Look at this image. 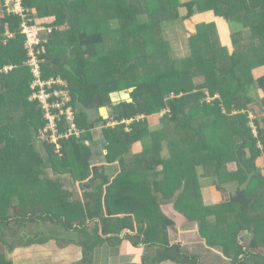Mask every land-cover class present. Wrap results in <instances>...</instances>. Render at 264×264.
<instances>
[{
    "label": "trees",
    "instance_id": "trees-1",
    "mask_svg": "<svg viewBox=\"0 0 264 264\" xmlns=\"http://www.w3.org/2000/svg\"><path fill=\"white\" fill-rule=\"evenodd\" d=\"M17 1L11 0L8 4L7 0H0V202L5 203L8 197L19 199L20 195H8V191L16 186L15 177L22 174L23 167H34L33 178L40 181L46 174L45 169L56 162L54 159L63 160L69 151L76 160L81 181L88 178L89 181L88 187L84 185L82 203L73 199L65 203V197L56 193L55 186L45 192L25 194L28 210L18 203L11 207L9 217L0 218V245L7 246L9 236L17 232V237H11L12 246H8L11 249L16 245H42L55 239L62 245L79 246L82 264H89L96 250L105 245L122 246L123 252L137 255L139 247H146L148 254L140 255L130 264H204L182 242L170 240L169 229L176 225L173 220L161 214L154 218V209L144 205L147 209L143 212L150 214L152 222L146 228L136 220L141 212L129 210L133 207L130 199L123 200L121 192V196L116 192L125 183L120 179L125 172L131 177L140 172L153 174L158 166L165 164V160L156 158L160 157L158 154L166 142L163 135L170 133L171 138L181 134L184 141L189 139V148H181L176 138L167 147L172 148L179 172L187 168L182 165L185 156L189 169L183 172L186 176L179 173L177 182L170 183L166 177L155 181L157 189L162 188L166 195L174 193L172 188L178 191L177 210L189 220L198 221L201 238L210 247L220 245L231 264H264V175L256 166V161L264 156V147L258 142L264 145V125L260 126L243 112L247 104L257 99L250 97L242 78L235 72L238 69L246 74L248 86L254 84L260 90L264 106V70L257 71L256 78L252 76V69L263 67L264 58L260 53L256 56L251 52L247 44L248 51L232 53L228 63L221 57L218 60L213 57V52L224 49L216 40L217 20L236 26L230 35V45L238 43L239 46L248 37L264 54V0H19L22 13L12 10ZM202 13L210 18L205 24H197L194 17ZM151 21H157L152 27L158 29L166 24L169 28L178 26L179 22L182 28L185 25L189 64H181L185 63L183 60L178 64L169 58L168 52L150 51V45L144 48L142 40L147 37ZM25 23L42 28L40 37L45 42L37 48L45 46L46 49L40 56L43 77H60L66 81L72 105L77 110L76 124L86 131L80 137L72 135L62 139L61 154L56 152L48 135L42 134L47 121L39 103L30 100L34 77L26 66L27 36L22 33ZM70 42L77 48L75 54L70 53L72 56L67 59L52 56L53 46ZM165 62L171 67L169 71L153 72L152 69L145 80L133 83L128 78L136 64H151L152 68ZM89 64L101 70L100 77ZM206 64L209 66L204 68ZM188 65L187 86L183 79ZM5 67L12 69L5 71ZM196 76H202L204 82L195 85ZM200 86L204 94L200 93ZM125 90L131 98L117 104L112 118L119 125L113 128L104 125L106 121L102 117L89 120L92 110L109 106L112 98ZM163 111L165 129L158 131L159 134L150 130L145 118H139ZM129 119L133 121L130 131H126L121 122ZM252 122L257 124L256 134ZM100 123L104 125L107 165L93 166L91 160L95 155L85 134ZM59 127L62 132L66 131L63 124L59 123ZM35 137L41 140L40 154L34 150ZM135 144H142L143 151L131 164H126L125 156ZM231 144L234 150L227 148ZM33 152L34 158L30 156ZM228 161L236 164L234 173L224 168ZM115 162L120 163L121 170L111 179L107 171L112 168V174L117 172L111 166ZM138 164L139 171H130L138 169ZM203 178L211 179L221 192L223 185L236 184V191L227 200L205 207L201 195ZM182 182L184 185L180 187ZM41 197L49 203L43 206L47 207L45 211L36 206V200ZM59 199L67 208L64 211L61 207H52L53 201ZM77 205L79 210L75 208ZM14 224L19 229L13 228ZM29 225L36 227L29 231ZM215 228H224V232L216 233ZM245 231L252 234L251 238Z\"/></svg>",
    "mask_w": 264,
    "mask_h": 264
},
{
    "label": "rangeland",
    "instance_id": "rangeland-1",
    "mask_svg": "<svg viewBox=\"0 0 264 264\" xmlns=\"http://www.w3.org/2000/svg\"><path fill=\"white\" fill-rule=\"evenodd\" d=\"M209 14V13H207ZM210 17H205L204 13H202V15H196V17H194L195 21L197 24H205L204 22H206ZM163 20V19H160ZM151 26L148 29V33H147V37L146 39H143L142 41H144V48H147V46L150 45V51H157L159 54L168 52L169 53V58L173 59V60H177L178 64L181 63V61L183 60V62L185 63H181V64H189V62L187 61V59L189 58L190 55V47H189V37L188 34L186 33L185 29L186 28L185 25L183 26V28L181 27V22H179L178 26H174V27H170L168 26V24L164 25L163 27L160 26V29L156 28V27H152L155 25V22L157 21H151ZM219 27L217 29V39L218 41H220V46L222 48H224L222 50V52H218L215 53L213 52V57L215 59L218 60L219 57L222 58L223 62L227 61L230 58V55L232 53L234 54H240L241 52H246L248 51V49H250L251 52H253L256 56H259V53L261 54V58H264V54L262 52H259L255 46V42L248 38L245 37V42L243 40L240 41L239 46L238 43L236 45L231 44L229 47H227L228 45H226V43H229V38L228 36L231 35L232 29L235 26L234 24H225L223 20H217ZM42 23H46V21H43ZM183 23V22H182ZM186 24V23H185ZM246 24V23H244ZM231 25V26H230ZM189 26V24H188ZM236 27V26H235ZM60 30H64V29H60ZM248 49L246 48V45ZM53 53L52 56L55 57H59L62 59H67L70 56V53L75 54L77 51L76 46L73 43H69V45H64V46H53L52 48ZM236 55V56H237ZM161 55H158V57H160ZM222 62V63H223ZM159 66H154L152 68H150L151 64H146L142 65V64H136L134 67L131 68L130 70V75L128 76V78L131 80V82H136V81H143L147 78V75L150 73V70L153 69V72H164V71H169L171 69V67L169 65H167V63H157ZM161 65V66H160ZM207 66H204V68H207L209 66V64H206ZM92 67L93 69H95V71L98 73V77H100V73L99 70L97 69V66L93 65V64H89V67ZM264 68V65H262ZM96 67V68H95ZM262 68L259 69H252V76L254 78H256V73L254 70H261ZM101 72V70H100ZM193 72V70H192ZM236 75L240 76L242 78V82L243 84L246 86V88L248 89V94L250 95L251 98L253 99H257L255 102L249 103L247 104V108L245 110H243L244 113H247L249 115V117L251 118L252 121L258 122L257 124H259L260 126L264 125V106L262 104V96L263 94H261L260 90H257L254 84H250L248 86L249 80L246 74L241 73L238 69L237 71L235 70ZM102 73V72H101ZM92 76V75H91ZM194 76V73H193ZM91 80H93V77H90ZM2 79H0L1 82ZM183 81H185L186 85H189V65L187 68V73L185 76V79H183ZM193 82L195 85L198 84H202L204 82V79L202 78V76H196L193 79ZM252 82V81H251ZM198 83V84H197ZM199 89H202L200 91L201 94L205 93V90L203 87H198ZM207 90V89H206ZM210 92V90H209ZM137 110V109H135ZM97 110H92L90 112V118L89 120L92 119V117H95L97 114ZM143 117H145L147 123H148V127L150 128V130L152 132H156L158 133V131L164 130L165 129V121L162 120V116H161V112L160 113H154L152 115H143ZM113 121L110 119L109 123H112ZM255 122H252L251 125L254 127L255 130H257V124ZM108 122H106L107 125ZM168 130V128H167ZM257 132V131H256ZM87 134V133H86ZM85 134V135H86ZM159 134V133H158ZM160 134H162L160 132ZM166 139V142H163V146L164 147H168L169 148V143L170 140H174V138L177 139L178 144L180 145L181 148H189V139L188 141H184L185 137L181 134H177L176 137L172 136L170 133H165L163 135ZM259 145L263 148L264 145L262 143V141H258ZM155 144H158V142H155ZM34 150L36 151L35 153H39L40 151H42V144H41V140L37 137H35V143H34ZM162 146V145H161ZM156 147L154 145H152V150L154 152H158L155 149ZM227 148H230L231 150H234V144H231L230 146H228ZM155 149V150H154ZM170 152L168 153L169 156V160H165V164L161 165L162 171L161 174H163L166 179L171 183V182H177V177L179 175V168H177V163H175V160L173 159V155H172V148L169 149ZM251 150V148L249 149ZM140 151H142V149L140 150V147H138L137 150H130L126 155L127 157L124 159L126 160L125 163L127 162V164H131L134 159L136 157L139 156ZM161 151L159 152V156L158 158H156V160H164L161 155H160ZM189 155V153H188ZM30 156L32 158L36 157V154H34V152L32 154H30ZM201 156V155H200ZM59 157H62L61 155H59ZM105 155H95L92 158V164L94 162H98V161H102L105 160ZM160 158V159H159ZM34 160V159H33ZM56 162L54 163V165L50 168L45 169L46 174L42 177V179L40 181H35V179L33 178L34 174V167H32L31 165H26V167H23L22 169L24 171H21L22 174L18 175L15 177V183L16 186L13 189H10L8 191V195H20L18 196L19 199L17 197H14V199H10L9 197L5 200V203H1L0 202V218L4 219L6 217L10 216V211H11V207L16 206V204L18 205L21 204L25 207L26 210H28L29 205L26 204L28 201L26 200L25 197H27L25 194H32L35 192H45L47 190V188H49L50 186H55L56 187V193L58 195H61L62 197L64 196V202L65 203H69L70 200H76V202H83L82 200H85L84 198V185H88V183H85L86 181H81L80 179V170H77L76 167V160L74 159L73 155H71L70 151L69 154L67 155V157H64L63 160H59V159H54ZM232 162L228 161V163H226L224 165V168H226V170H232L231 172H235L236 168L234 169L233 167H235ZM259 164V165H258ZM120 165V163H119ZM184 166H186L189 169V165H188V161H187V157L185 156V163L182 164ZM257 168H259L262 172V174H264V159L260 160L259 162L256 163ZM117 167L118 166H114ZM121 167V165H120ZM139 167H141L140 164H138V169L137 167L133 170L130 171H134L136 172V170L139 171ZM185 167H183V172L185 169H187ZM116 169V168H114ZM121 170V169H120ZM133 172V173H134ZM182 172V173H183ZM119 173V172H118ZM132 173V174H133ZM156 173V172H155ZM180 174V176H186L187 173H183ZM136 174V173H135ZM138 174V173H137ZM129 175V174H128ZM127 172H125V174L123 176H121V181L124 182L126 178H130L129 179V183L132 185L128 190H130V194L127 195V197H125L124 195H120V192L122 190L117 189L116 192H119V195L121 197H123L122 199L125 200L126 198L130 199L129 201H131L133 207L134 206H138L139 209H147L145 208V206L143 207L142 204V199H141V195L140 193L142 192V185H149L152 184V182H154V180H150V179H144L145 177H147L149 174H142V175H137L134 177H131L130 175L128 176ZM189 180V179H188ZM187 180V181H188ZM89 181V180H88ZM87 181V182H88ZM206 183H211L210 182H206ZM124 185V183H123ZM184 182L180 183L179 186H183ZM203 185V183H202ZM36 187V188H35ZM115 189V188H114ZM153 189H156V186L153 187ZM157 190V189H156ZM72 193L71 195H68L69 193ZM122 194V192H121ZM138 194V195H137ZM157 196H156V195ZM164 193H163V189L161 188L160 190L154 192V194L150 197L151 200V204H152V200L153 199H157L160 198L162 201H169L167 198L164 197ZM157 197V198H155ZM174 199V198H173ZM172 199V200H173ZM158 200V199H157ZM176 200V199H175ZM36 206L40 211H45L47 207H43L48 203V200L44 201V198H39L36 200ZM62 199L53 201L52 207H57L60 208L64 211L65 206L64 203H62ZM177 202V201H176ZM263 203H264V199H263ZM10 207V208H9ZM80 205H77L75 208L76 210H79ZM82 214V213H81ZM149 214V213H148ZM139 214L141 219L150 221V214ZM104 216H102L103 218ZM189 219V218H188ZM102 219H100L101 221ZM155 223V220L153 221ZM153 223V224H154ZM19 229L18 226L16 224H14L13 228ZM35 225H29V228H27L29 231H33V229H35ZM17 232L15 234H12V236L15 238L17 237ZM65 240V239H64ZM171 240V239H170ZM186 244V243H185ZM74 245V244H73ZM73 245H71L70 248H72L71 252L69 251L68 248L62 250L63 256L67 257L69 256L72 252H74L75 250L77 251L76 247H73ZM187 245V244H186ZM185 245V248L188 246ZM76 246V245H74ZM75 248V249H73ZM118 249H122L121 246L118 247ZM195 249L191 250L194 251ZM66 254V255H65ZM194 254V253H193ZM128 253L125 252H121V256H127ZM121 264H130L129 260H126V262L121 263Z\"/></svg>",
    "mask_w": 264,
    "mask_h": 264
},
{
    "label": "crops",
    "instance_id": "crops-1",
    "mask_svg": "<svg viewBox=\"0 0 264 264\" xmlns=\"http://www.w3.org/2000/svg\"><path fill=\"white\" fill-rule=\"evenodd\" d=\"M228 38L230 41H232L230 39V36H228ZM226 45H230V44L226 43ZM262 69L264 70V68ZM254 71L256 75H258V72H256V70ZM164 113L165 111L161 113V116H163ZM109 116H110L109 108L108 106H105V107L99 108L96 116L92 117L91 120H95L99 117H102L104 121L108 122L107 126H110L109 120L110 119L112 120L113 117L108 118ZM139 118H145V117L141 116ZM111 127L113 128V126ZM103 130H104L103 123L95 124V126L85 136L86 142L88 146H90L94 155L104 156L107 154V150L105 149L106 142H105ZM138 147H140V150L142 149L143 151L142 144H135L130 150L132 149L137 150ZM142 151H140V153H142ZM169 152L170 150L167 149V147H163L160 153L161 157L164 160H169V156H168ZM126 157L127 155L125 156V158ZM263 157L259 158L256 161V163L259 162L261 159L263 160ZM125 161L126 160H124V162ZM92 165L93 166H105L107 165V162L106 160H102V161L100 160L98 162H94ZM116 165L118 166V169L117 167H114ZM231 165L235 166L233 167L234 169L236 168L235 163ZM111 166L113 167V169L114 168L117 169V172L115 174H112L113 173L111 172L112 168H109L107 171V173L111 176V179H113L115 178L117 173L120 171V165H119V162H115ZM161 171H162L161 166H158L156 168V173L154 172L155 174L145 173V172L139 173L140 175L149 174L144 179L154 180L152 184L142 185V188H145L140 193V195L142 196L141 199L143 200L142 201L143 207L144 205H148L152 209H154L153 210L154 218H156L155 215L161 214L173 220L176 223V225L169 229V238L172 241L182 242L184 246L187 244L186 246H188V248L187 247L186 248L190 252L191 250L195 249L194 251H192V253L198 255L201 258L202 263L204 264H231L230 259L225 256V254L223 253V249L222 247H220V245L210 247L206 243V241L201 238L199 234V231H200L199 222L189 220L184 215V213H181L180 211L177 210V208L175 207V203L177 201V197L179 196V194L175 188H172L174 190V193H169L168 195H166L165 192H163L165 194L164 197L167 198L169 201H162L160 198L155 197L158 200L153 199L152 204H151L150 197L154 194V192L160 190V189H157L155 181L160 180L162 177H165L163 174H161ZM88 180L89 178L85 180L86 181L85 183H88L87 182ZM128 181L129 179L127 178L124 181L125 183L121 189L122 195H124L125 197H127V195L130 194V190L128 189L132 186L130 183L126 184ZM210 181L211 179H204V178L201 179V184L203 183L201 187V195H202V199H203V203L205 207H209L211 205L220 203L222 200H227L228 198H230V195L234 194L236 191V187H237L236 184L227 183L223 185L224 191L221 192L213 185L212 182L209 184L206 183ZM185 183H186V180H185ZM154 186H156L157 190L153 189ZM86 187H88V185H86ZM128 209L134 210V212H137V213L139 212L144 213L143 209H139L138 206L129 207ZM136 220L140 225H144L146 228L150 227L151 226L150 224H152L151 221L141 219L140 216L137 217ZM38 228L42 231L40 227ZM224 228L218 229V230H216L215 228L213 229V231H215L216 233H223ZM228 230L229 228L226 229L225 231H228ZM244 234L248 235L247 237L249 238H251L252 236V234L249 233L248 231H245ZM125 235L126 234H123V238H125L124 237ZM9 237L10 239H9L7 246L0 245V264L1 262H6L9 264H82V249L79 246H74L73 244L62 245L60 241L51 239L50 241L42 245L34 244L31 246H26V247L16 245L15 247H12L13 249H11L8 246L10 247L12 246L11 237L13 236H9ZM71 245H73V247H76L77 251L75 250L67 257L63 256L64 253H62V250L68 248L69 251L71 252L72 250V248H70ZM138 249H140L139 250L140 253L137 250L138 255L132 252L128 254L127 256H121V252H123L122 251L123 249L120 250L118 249V247H111L109 245H105L104 247L96 250L89 264H121V263L126 262V260H129V262L131 263V261H134L137 258H139L140 255L143 257L148 254L146 247L141 246ZM164 264H172V263L166 262Z\"/></svg>",
    "mask_w": 264,
    "mask_h": 264
},
{
    "label": "built area",
    "instance_id": "built-area-1",
    "mask_svg": "<svg viewBox=\"0 0 264 264\" xmlns=\"http://www.w3.org/2000/svg\"><path fill=\"white\" fill-rule=\"evenodd\" d=\"M8 4H11V0H7ZM15 12H23L21 2L18 0L12 9ZM42 28H32L26 23L23 24L22 33L26 34L27 40L24 43L25 50L27 52L28 60L26 66L30 68L33 74V81L31 83L32 95L30 100L37 101L40 109L42 110L46 119V125L43 129V135H48V139L53 143L56 148V152L61 154L62 145L60 141L62 139L70 138L72 135L80 137L84 134L85 130H80L76 124L77 110L72 105V94L67 89V83L60 77H50L45 79L42 72L41 54L46 52L45 46L41 49L37 47L41 42H45L40 37V31ZM51 31V30H50ZM12 69V67H5V71ZM132 120L123 121L126 123V130L130 131V123ZM59 123L63 124L66 131L62 132ZM114 122L109 124L115 126ZM252 126V125H251ZM254 133L256 130L252 126Z\"/></svg>",
    "mask_w": 264,
    "mask_h": 264
},
{
    "label": "water",
    "instance_id": "water-1",
    "mask_svg": "<svg viewBox=\"0 0 264 264\" xmlns=\"http://www.w3.org/2000/svg\"><path fill=\"white\" fill-rule=\"evenodd\" d=\"M130 98H131L130 92L126 91V90L125 91H121L119 93V95L114 96L112 98L113 103L108 106L109 113H110V116L108 118H112V117L115 116V114H116L115 113V106H117L118 103H120L121 101H127Z\"/></svg>",
    "mask_w": 264,
    "mask_h": 264
},
{
    "label": "clouds",
    "instance_id": "clouds-1",
    "mask_svg": "<svg viewBox=\"0 0 264 264\" xmlns=\"http://www.w3.org/2000/svg\"><path fill=\"white\" fill-rule=\"evenodd\" d=\"M129 120H130V119H129ZM129 120H123V121H129ZM132 120H133V119H132ZM123 121H122V122H123ZM114 122L117 123L115 126H117V125L120 124L119 122H117V121H115V120H114L112 123H114ZM122 122H121V123H122ZM112 123H110V124H112ZM131 123H132V122H131ZM131 123H130V124H131ZM122 124H125V130H126V123H122ZM115 126H113V127H115ZM110 127H111V125H110ZM129 127H130V125H129ZM126 131H127V130H126Z\"/></svg>",
    "mask_w": 264,
    "mask_h": 264
}]
</instances>
